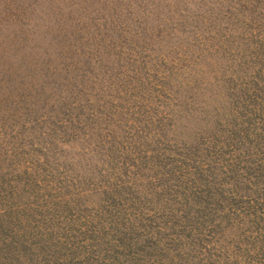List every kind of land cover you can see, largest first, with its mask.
Returning <instances> with one entry per match:
<instances>
[{
  "label": "rangeland",
  "instance_id": "1",
  "mask_svg": "<svg viewBox=\"0 0 264 264\" xmlns=\"http://www.w3.org/2000/svg\"><path fill=\"white\" fill-rule=\"evenodd\" d=\"M0 264H264V0H0Z\"/></svg>",
  "mask_w": 264,
  "mask_h": 264
}]
</instances>
